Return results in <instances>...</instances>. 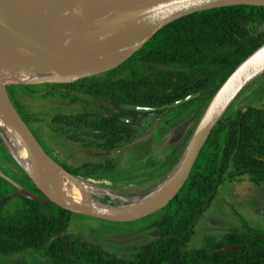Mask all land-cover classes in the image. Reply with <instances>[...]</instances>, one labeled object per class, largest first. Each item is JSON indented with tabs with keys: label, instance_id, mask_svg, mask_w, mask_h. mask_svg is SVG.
<instances>
[{
	"label": "trees",
	"instance_id": "trees-1",
	"mask_svg": "<svg viewBox=\"0 0 264 264\" xmlns=\"http://www.w3.org/2000/svg\"><path fill=\"white\" fill-rule=\"evenodd\" d=\"M254 18L264 20V7L235 5L198 11L173 20L114 68L124 69L122 88L127 98L105 101L100 97L95 102L101 109L114 110L110 120L128 127L130 124L120 121L119 116L133 114L138 122L150 114L124 110L123 104L160 107L200 93L194 100L172 110H186L202 102L199 110L203 112L228 76L264 43L247 25ZM147 63L178 70L158 69ZM127 130L126 140L130 141L132 131ZM184 148V145L176 146L174 153ZM230 161L235 170L232 175H249L253 183H264V110L247 107L219 121L185 184L162 209L163 215L151 225L153 239L137 247L132 260L68 233L75 213L25 196H21L23 207L14 214L0 213V254L43 251L49 264H264V230L246 223L218 240L206 236L200 248H187L194 228L225 179ZM3 173L26 191L45 197L16 161L9 173ZM15 192L17 188L0 176V205L14 197ZM226 246L240 248L219 251Z\"/></svg>",
	"mask_w": 264,
	"mask_h": 264
},
{
	"label": "rangeland",
	"instance_id": "rangeland-1",
	"mask_svg": "<svg viewBox=\"0 0 264 264\" xmlns=\"http://www.w3.org/2000/svg\"><path fill=\"white\" fill-rule=\"evenodd\" d=\"M247 25L264 42V20L254 18ZM123 66L128 67L129 63ZM123 71L118 68L79 80L57 82L68 85L17 84L6 88L42 148L65 171L106 194L122 196L128 203H134L174 175L204 111L199 110L202 102L186 110L171 109L166 114L168 117L154 122L153 128L133 133L130 141L105 145L91 132L101 126L102 118L94 100L125 98ZM259 73L236 94L221 120L247 107L264 110V71ZM154 116L148 118L154 119ZM187 116L191 122L188 132L181 131L183 139L175 142L173 132L187 121ZM183 145L184 150L174 153L176 146ZM14 161L7 136L0 130V171L9 173ZM234 171L230 161L216 197L194 228L189 243L191 248H200L206 236L218 240L243 223L264 230V183H253L249 175H232ZM22 207L21 196L15 195L0 205V213L14 214ZM162 215L163 210H159L132 221H111L76 213L71 216L68 233L129 259L137 247L153 239L151 225ZM0 264H49V260L43 251L27 250L12 255L0 254Z\"/></svg>",
	"mask_w": 264,
	"mask_h": 264
},
{
	"label": "water",
	"instance_id": "water-1",
	"mask_svg": "<svg viewBox=\"0 0 264 264\" xmlns=\"http://www.w3.org/2000/svg\"><path fill=\"white\" fill-rule=\"evenodd\" d=\"M60 1L62 3L64 2V0ZM102 2L103 4L100 7L92 10L61 12L52 23L31 24L16 28L0 29V64H17L34 59H50L81 52L112 40L129 28L135 27L145 21H150L142 37L132 45L127 57L118 64L97 73L100 74L119 66L135 52L140 50L158 30L175 19L188 16L198 11L235 5L264 7V0H102ZM263 56L264 43L241 62L216 91L192 134L176 172L170 177L171 185L168 191L158 203L150 208L135 214H126L119 211L107 212L95 207H92V210H88L86 209L88 204L86 206L73 205L54 198L52 196V186L45 181L47 170L43 166L42 161L49 170L53 181H58L60 175L56 172V169L51 166L53 160L51 158L47 160L44 158L47 156V153L14 106L6 88L7 86L17 84H27L24 82L11 81L3 84L2 90H0L1 107L17 130L19 140L25 153V165L30 167L33 171L38 172L39 179L43 184L37 183L35 178L19 161V158L13 154L9 146L10 152L18 165H20L25 173L33 180L45 197H40L26 191L10 180V178L1 171L0 176L17 188V192L13 195L25 196L42 203L55 204L75 214H85L111 221H132L162 210L181 190L212 130L221 120L233 98L244 87L240 88V90L225 103V95L231 85L247 67ZM93 61H96V59L93 58ZM147 64L158 69L178 70L163 64ZM82 71L83 68H77L74 70V73ZM199 95L200 93L191 94L185 98L160 107H143L125 104L122 105V108L124 110L142 113L155 110H167L194 100ZM37 151L42 155V161L37 158ZM60 168L62 167L60 166ZM69 176L76 178L71 174H69ZM145 196L146 194L133 203L135 206L134 208H139L141 206L140 204ZM239 248V246H226L219 249V251H233Z\"/></svg>",
	"mask_w": 264,
	"mask_h": 264
},
{
	"label": "bare ground",
	"instance_id": "bare-ground-1",
	"mask_svg": "<svg viewBox=\"0 0 264 264\" xmlns=\"http://www.w3.org/2000/svg\"><path fill=\"white\" fill-rule=\"evenodd\" d=\"M102 4V0H64L63 3L60 0H0V29L16 28L39 22L48 24L51 21L53 22L61 12L92 10ZM149 24L150 21H145L123 31V33L115 37L116 40L113 42H111L112 39L81 52L50 59H34L17 64H0V90H2L5 82L11 81L27 84H60L57 82H67L77 78L79 80L85 76L97 75L98 72L125 59L132 45L142 37L145 28ZM85 51H89L87 52L88 54L91 51L94 52L86 55L87 53L84 54ZM93 58L96 61H93ZM262 61L264 62V56L247 67L233 82L225 95V103L248 81L260 74V70L264 71V63ZM260 63H263V65L258 68ZM77 68H83V71L74 73ZM0 130L7 136L13 154L19 158V161L26 167L37 183L43 184L39 179L38 172L25 165L23 146L14 124L1 107V101ZM36 155L39 160H43L42 155L38 151ZM46 155H44L46 160L51 158L48 154ZM52 160L54 162H51V166L60 175L58 181L51 179V174L42 161L43 166L47 170L45 181L52 186V196L73 205L86 206L88 204L86 207L88 210H92V207H95L107 212L119 211L126 214H135L158 203L171 185V178L163 180L146 194L139 208H134L133 202L128 203L126 198L122 196L106 194L103 190L95 188L81 178L70 177L54 159ZM92 197L95 198L93 199Z\"/></svg>",
	"mask_w": 264,
	"mask_h": 264
},
{
	"label": "flooded vegetation",
	"instance_id": "flooded-vegetation-1",
	"mask_svg": "<svg viewBox=\"0 0 264 264\" xmlns=\"http://www.w3.org/2000/svg\"><path fill=\"white\" fill-rule=\"evenodd\" d=\"M122 90H123V88H122ZM123 94L127 98L128 95H127L126 91L123 90ZM110 99H116V98L105 97V101H108ZM107 104L110 106L109 102H107ZM123 105H125V104H123ZM129 105H133V104H129ZM98 107H99V105H98ZM171 109H173V108H171ZM171 109L155 110V111L148 112L150 115H155L154 119L148 118L146 116L143 119L139 120L138 122H135V116L133 114L127 113L126 115L123 114L122 116H119L120 121H122V122L125 121L128 124H130V126L128 127L125 124L116 123V122L109 119V115H110L111 111L114 112V110H112V109H101L100 108V113L103 114V116L101 118V126L97 127L98 129L97 128L92 129L91 132L93 134L96 133V135H98V137L101 138V141L105 145L106 144L108 145L109 142L116 143V144L120 145L121 142L124 143L127 141L126 140V133H125L127 128H129L128 130L132 131V136H133V133H135V132H141V131H145L147 128H153L154 124H155L154 122L157 121L158 119L165 117L167 113H170L169 111H171ZM129 111H131V110H129ZM156 112H159V113H156ZM166 117H168V116H166ZM186 120H187L186 122L183 121L179 126L176 127L177 130L174 131V132H176L175 134L173 132L175 142H177V140H179V139H183L182 133H184V131L188 132V128H189V125L191 122L188 120V116H187ZM181 131H182V133H181ZM132 139H133V137H132ZM134 141H137V139L133 140L132 142H134ZM91 153L94 154V152H91ZM90 163H94V162H90ZM60 164H61V162H60ZM213 239L217 240L216 238H213ZM189 243L187 246L188 249L191 248L189 246ZM203 243H204V241H203ZM203 243H202V245H203ZM135 256H136V253L131 258H129L127 260H132V258H134ZM124 259H126V258H124Z\"/></svg>",
	"mask_w": 264,
	"mask_h": 264
}]
</instances>
